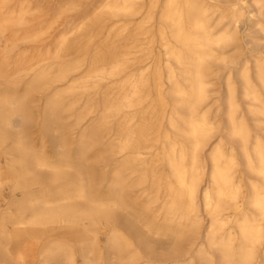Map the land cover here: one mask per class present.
I'll list each match as a JSON object with an SVG mask.
<instances>
[{
	"label": "bare ground",
	"instance_id": "obj_1",
	"mask_svg": "<svg viewBox=\"0 0 264 264\" xmlns=\"http://www.w3.org/2000/svg\"><path fill=\"white\" fill-rule=\"evenodd\" d=\"M11 1L0 0V37L11 39L0 83L13 86L30 77L34 93L47 94L45 125L59 119L57 106L68 95L80 98L68 103V109L83 97L103 100L100 106L87 101L90 105L76 116L80 133L73 139L74 157L61 153L51 161L41 154L35 134L23 129L29 91L21 97L0 94V186L9 182L15 195L0 211V264H53L60 257L64 264H77L72 241L46 246L43 260L37 247L47 230L79 226L86 232L80 242L81 264L106 263L109 257L119 264H153L140 263L152 258V245L133 225L116 220V213L126 209L125 200L132 199L135 184L129 180L138 165L149 168L138 184L151 181L156 188L151 204L165 197L159 209L164 224L154 231L146 223L149 234H170L179 248L178 242L195 235L207 218L204 243L189 252L186 264H264V0H147L149 27L138 29L147 42L138 43L136 37L116 47L122 52L87 53V58L73 60L67 59L70 50L90 47L89 42L73 43L86 30L85 20L134 17L146 0H99L80 25L55 38L52 51L43 54L37 46L14 59V49L41 43L81 0H48V10L46 2L26 0L17 11H3ZM37 11L50 18L43 24L26 20ZM246 16L261 38L247 36L254 48L242 58L238 25ZM128 30L126 22L118 28L122 34ZM217 68L227 72L222 91L225 137L211 144L219 130L210 105ZM83 69L85 76L75 81L73 75ZM239 98L246 102L244 111ZM92 114L96 124L85 126ZM114 131L115 143L108 148L116 157L110 189L98 199L94 173L85 166L87 152ZM68 143L59 139L57 147L66 149ZM104 152L97 154L99 159ZM97 229L106 234L104 249L96 240Z\"/></svg>",
	"mask_w": 264,
	"mask_h": 264
},
{
	"label": "rangeland",
	"instance_id": "obj_2",
	"mask_svg": "<svg viewBox=\"0 0 264 264\" xmlns=\"http://www.w3.org/2000/svg\"><path fill=\"white\" fill-rule=\"evenodd\" d=\"M26 0H13L11 1L3 11L9 13L18 10V5L23 3ZM42 1L45 3L48 0H37ZM53 3V2H52ZM49 3H45L47 10L50 8ZM53 5V4H52ZM51 5V6H52ZM99 5V0H81L78 2L77 8L73 12H70L67 17L64 19V22L60 24L59 27H55L54 32L52 34H48L43 37L41 43L38 44H20L19 47L14 49L11 52V57L14 59L17 57L18 54L24 52L26 50L32 51L37 46L39 50L44 54L48 50H53V43L55 38L60 35L61 32L66 28L70 29L72 27L80 25V22L83 18L87 17L95 10ZM38 6V3L32 5V9ZM51 10V9H50ZM148 12V1L146 0L143 3V10L141 13L134 17H127V18H112L104 15L97 21H91L90 19L85 20L83 24H85L86 30L82 33L76 34V39L73 43L77 45H84L89 42V48H73L70 50L71 56H69L68 60H73L77 58H87L88 55H93L97 52H108V53H117L122 52L120 48H116L119 45H126L132 42V39L138 38L139 42H147L145 37L146 35H142L141 32L138 31L140 27L146 30L149 27L148 24V16L146 15ZM51 13V12H50ZM49 13V14H50ZM35 17L33 16H26L27 21H35L38 20L44 23L47 21L50 16H43L40 12L34 13ZM127 24L129 28L128 31L124 32L123 34L118 31V28L122 25ZM238 30L240 31V37L243 38V52L242 58H246L250 53L253 52L254 45L248 42L247 36H251L254 38H261L259 34H257L258 29L249 21V16H246L242 24L238 25ZM83 36L93 37L91 40L88 38L83 39ZM123 37V38H120ZM10 35L6 34L3 37H0V65L4 59V53L7 50L11 49V42H10ZM108 46V47H107ZM99 47H104V49H100ZM159 47L154 49V53L158 52ZM135 51V50H133ZM254 54V53H253ZM149 63V60L147 61ZM52 63V61L50 62ZM146 63V62H145ZM143 65V64H142ZM140 66H136L139 68ZM217 79L214 81V86L212 87V94L210 99V105L213 109V115L216 116V122L219 125V130L215 134L214 138L211 141V144L216 143L220 137L224 136L225 134L222 128L225 126V119L223 118L222 110L224 109V101L222 91L224 88V81L223 78L227 73L225 70L221 68H217ZM86 70L83 69L77 74L73 75V79L75 81H80L85 76ZM237 81V80H236ZM32 79L30 77H23L17 79L13 86H8L4 84V82L0 83V94L4 93H15L17 96L21 97L29 91V96L25 101V117H24V124L23 129L27 132L35 134V137L40 141V150L41 154L45 157L49 158L51 161H55V158L58 154L65 153L72 155L76 154L75 145L72 144L74 141L73 139L76 138L77 134L80 133V127L77 126L76 123V116L85 111V109L90 105L87 103L89 100H94L101 105V101L103 100L101 96L95 97L91 95L90 98L83 97L81 102H79L73 109H68V103L72 102L73 100H79L80 98L77 97L76 94L74 97L71 95L66 96L65 101L58 104L56 114L58 116V120H53L52 122L44 124V108L46 105V95L42 96L40 94L34 93V88L32 85ZM240 87V84L238 85ZM47 93V92H46ZM91 93V92H89ZM64 98V97H63ZM239 102L241 104V110H245L246 102L239 98ZM96 115V113H95ZM94 114L87 117L85 126L96 124V117ZM249 123H252V120L248 117L247 118ZM88 121V122H87ZM17 123H15L16 125ZM46 131L44 132V127ZM116 132H112L109 135H104L101 139V143L94 147L92 150L87 152V161L85 163L86 169L89 173H94V179L96 189H99L100 193L97 195V198H102V195L106 193L109 189V180L110 175L113 171L112 163L115 162L116 157L115 154L110 151V147L115 143L116 139ZM67 139L69 141L68 146L66 149L57 147V143L59 139ZM109 148V149H108ZM104 150H107L104 152ZM101 151L104 152V159H99V155ZM104 161V162H103ZM150 162V161H149ZM106 164L109 166L106 167ZM111 164V165H110ZM149 169V168H148ZM144 165H138L134 170L137 172L134 177H132L130 181L134 182L135 187H132L133 191L131 193L132 199L125 200V208L119 210L116 213V220L122 226L133 225L135 227L134 230H138L140 236L144 241H147L152 245V258L142 259L140 263L145 261H151L153 264H176L178 261H185V264L188 263L190 260L189 252H192L197 249L201 244L204 243V235L207 230L208 221L207 218L203 220L202 226L198 232L192 235L186 236L179 241V248H177V242L175 241L174 237L170 234H164V232H159L157 234H149L144 227L146 223H149L153 230H158L162 228L164 222V216L161 214L159 210L163 201L165 200L164 195H161V199L157 203L152 202V198L156 195V188L152 185L151 181H148L144 184H138L139 176L143 174L145 170H148ZM156 172L160 171V168L155 169ZM44 179L49 178V173L47 171L43 172ZM106 179V180H105ZM206 186V182L202 184V188L204 189ZM19 194V193H18ZM13 196H15L12 192L11 184L9 182H4L0 186V211L6 209V204L10 201ZM19 196V195H17ZM3 199V200H2ZM86 227L89 229H96L89 226V223H85ZM175 227L174 225H172ZM96 233V234H95ZM93 233L96 235V240L99 242V246L104 249L105 241H106V234L103 230L97 229L96 232ZM86 232L84 231V227H75L73 230L65 229V228H55L47 230L46 232L41 234L40 241L37 247V254L40 260H43L41 257L45 250L46 246H49L52 243H56L59 241L69 240L72 241L74 244V250L76 252V263L81 264L82 258L80 257V242L84 238ZM192 244H194L192 246ZM177 248V249H176ZM177 251H176V250ZM53 264H64V260L62 257L58 258L57 261L53 262ZM101 264H119L115 259H111L109 257L108 262H103Z\"/></svg>",
	"mask_w": 264,
	"mask_h": 264
}]
</instances>
